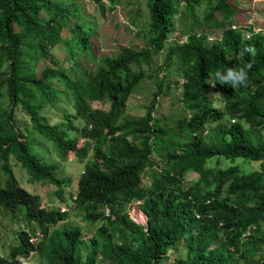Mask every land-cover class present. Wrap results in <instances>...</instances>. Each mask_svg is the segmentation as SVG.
Wrapping results in <instances>:
<instances>
[{"label":"trees","instance_id":"16d2710c","mask_svg":"<svg viewBox=\"0 0 264 264\" xmlns=\"http://www.w3.org/2000/svg\"><path fill=\"white\" fill-rule=\"evenodd\" d=\"M63 1L0 0V95L8 99L6 106L0 103V207L34 221L40 230L35 242L28 238L36 230L19 231L13 258L33 250L41 256L40 264H264V31L231 25L227 18L234 11L232 3L215 0L204 17L222 27L218 37L210 39L203 29L189 27L183 41L165 47L163 66L179 60L181 99L190 110L189 116L175 121L171 133L157 123L154 98L139 117L126 112V102L144 76L141 65L164 48L173 15L181 20L190 16L189 24L197 25L194 10L200 0H147L146 44L121 46L115 54L99 57L94 68H81L78 59L65 65L54 61L49 46L55 41L62 43L69 58L80 49L93 52L94 29L82 17L80 4ZM96 2L104 5V0ZM43 12L50 15L43 17ZM240 67L248 74L246 86L233 88L216 80L217 71ZM210 82L221 93V107L211 102ZM69 94L74 111L65 110L64 119L50 121L44 105L53 106ZM93 101L101 105L92 106ZM17 107L31 127L16 124ZM224 114L228 120L223 122L219 119ZM71 117H80L82 124ZM210 122L217 124L216 139L203 134ZM31 130L50 140L61 155L74 151L80 159L89 156L76 180L72 207L87 211L89 222L99 221L90 235L78 225L55 226L69 211L45 207L38 193L15 178L11 156L34 180L57 186L69 182L54 173L56 161L32 150ZM69 130L78 131L85 141L79 145ZM156 145L168 168L160 167L153 156ZM217 155L259 160V165L249 171H240L237 163L206 166L207 159ZM148 167L150 178L143 184ZM188 171L197 176L183 186ZM235 192L243 194L232 197ZM135 199L147 215L144 224L126 210ZM198 225L203 230L192 241L190 232ZM82 236L88 240L85 256L78 244ZM218 236L225 248L216 245ZM99 237L104 239L103 259L97 253ZM7 260L0 255V264H9ZM23 262L28 264L26 258Z\"/></svg>","mask_w":264,"mask_h":264},{"label":"rangeland","instance_id":"374dc122","mask_svg":"<svg viewBox=\"0 0 264 264\" xmlns=\"http://www.w3.org/2000/svg\"><path fill=\"white\" fill-rule=\"evenodd\" d=\"M58 1V0H53ZM62 3L63 0H59ZM72 0L67 3L71 4ZM75 3L80 4V13L82 17L87 19V25L91 24L94 32L91 36L92 53L87 52L84 49H80L77 53L69 58L66 55L65 49L62 43L55 41L53 45L49 46L50 52L54 55V61L61 64H69L71 59H78L81 68H94L99 61V57L103 55L115 54L121 46H129L132 48L145 45V34L149 30L150 11L147 4V0H116L110 3L109 0H104V5L101 7L96 0H74ZM234 7L233 13L227 18V22L233 26H240L244 31H248L249 27L255 30L264 31V0H230ZM215 0H200L195 5V17L198 21L197 25L191 26L188 21L192 18L187 16L181 20L179 15L174 14V23L172 29L168 32L165 46L162 50L154 53L151 59L141 65L144 71V76L139 80L137 85L133 88V91L128 96L126 102V112L135 117L141 116L146 108L149 106L153 98L155 99V106L153 114L157 117V123L163 127H166L172 133L175 128L174 125L177 119L183 116H189L190 110L187 108L184 101L181 99V72L182 67L179 64V60L172 59L169 64L163 66L165 55L167 53L166 46L170 43L181 42L184 40L186 31L189 27L196 31L203 29L209 35L208 38L218 37L222 30L220 25L214 20H205V13L214 5ZM179 11L182 9V3L178 4ZM217 14V13H216ZM49 12H43L41 16L48 17ZM73 21V18H70ZM65 25H67L65 23ZM45 63L44 60H41ZM47 63L52 64L50 59H46ZM180 78L179 82H176V78ZM161 80L162 87H158V82ZM158 92L155 95V92ZM160 91V92H159ZM210 97L213 99L211 102L214 105L221 107L223 100H221V93L217 87L210 86ZM0 103L7 105L8 99L2 94L0 95ZM101 103L93 101L92 106H100ZM74 111L72 107V98L70 94L67 97H62L59 102H56L53 106L46 104L43 107V112L47 115L48 119L52 122L64 119V111ZM72 120L81 125L82 119L80 117H71ZM221 121L228 120L227 114L219 119ZM16 124L21 128L28 125L31 127L29 117L21 111L18 107L15 111ZM217 124L210 122L204 128L203 134L207 138L216 139L217 136ZM69 135L76 136L78 138V144L80 145L85 141V138L81 136L76 130H69ZM262 139L264 140V128L261 130ZM29 136L32 139V150L42 157L44 160L56 161L59 165L54 170L56 176L61 179H69V182L63 181L60 186L50 183L48 180H34L29 174L27 168L23 166L20 161L13 156L10 157L13 173L17 181L28 189L29 191L36 192L42 199V205L45 207L67 209L69 215L65 220L59 221L55 226L61 227L62 225H78L84 232L90 235L99 221L89 222L86 220L87 211H78L72 207L73 204V192L76 189V180L78 178L83 164L89 160V156L85 159L77 157L74 151H69L67 155H61L54 144L37 133L35 130H31ZM160 145H156L153 150V156L162 168H168L169 164L166 159L160 155L162 153ZM230 163H237L240 167V171H249L253 168H257L259 160L246 159L243 157H235L232 160L225 158L222 155L213 156L206 161V166H214L218 164L221 167H226ZM152 169L146 168L143 174V184L147 183L150 178ZM197 173L188 171L182 179V185L187 186L193 183L196 179ZM243 193L235 192L232 197L240 196ZM223 195H225V186L223 189ZM206 205V203H205ZM208 205V204H207ZM101 207V206H100ZM129 215L139 223L145 220V214L140 204L134 203V201L126 207ZM22 212V211H21ZM144 212V211H143ZM144 218V219H143ZM264 223V221H263ZM31 229L36 230L32 236H37L32 242H35L40 236L39 227L34 221H29L17 214H11L9 210L0 207V255L8 258L9 264H25L23 261L26 258L28 264H40L42 261L38 252L30 250L27 254L17 253L15 258L11 255L12 249L16 247L18 243V233L21 230L30 232ZM203 230L202 225H198L196 230H192L190 233L194 235L192 241H195V236ZM87 236H82L78 239V244L81 247L82 255L85 256L87 251V242L85 239ZM103 237H99V243L97 246L98 258L103 259L105 253L100 251ZM186 241H191L189 238ZM31 242V241H30ZM216 245L225 248L226 244L221 242V237L216 239ZM243 250L254 257L258 256V253L254 249H247L243 247ZM13 259L17 262L14 263Z\"/></svg>","mask_w":264,"mask_h":264},{"label":"clouds","instance_id":"9594fccd","mask_svg":"<svg viewBox=\"0 0 264 264\" xmlns=\"http://www.w3.org/2000/svg\"><path fill=\"white\" fill-rule=\"evenodd\" d=\"M244 50L247 52H250V53L254 52V49L251 47H246ZM246 67L248 69H251L252 64L249 63V64H247ZM215 77H216V80L220 82V84L230 85L233 88H236V87H239L241 85L246 86L248 74H247V71L245 70V67H240L238 69L228 68L226 73H222L221 71H217L215 73ZM210 85L212 87H215L216 83L210 82Z\"/></svg>","mask_w":264,"mask_h":264},{"label":"built area","instance_id":"2783aa9c","mask_svg":"<svg viewBox=\"0 0 264 264\" xmlns=\"http://www.w3.org/2000/svg\"><path fill=\"white\" fill-rule=\"evenodd\" d=\"M133 201H134V203H137V204L140 203V200H138V199H135V200H133ZM106 209H107V208H106ZM36 237H37V236H32V235H30L28 239H29V241L32 242V241L34 240V238H36Z\"/></svg>","mask_w":264,"mask_h":264},{"label":"water","instance_id":"95a60500","mask_svg":"<svg viewBox=\"0 0 264 264\" xmlns=\"http://www.w3.org/2000/svg\"><path fill=\"white\" fill-rule=\"evenodd\" d=\"M145 215H146V213H145ZM147 222V215L145 216V222L144 223H146Z\"/></svg>","mask_w":264,"mask_h":264},{"label":"bare ground","instance_id":"6f19581e","mask_svg":"<svg viewBox=\"0 0 264 264\" xmlns=\"http://www.w3.org/2000/svg\"><path fill=\"white\" fill-rule=\"evenodd\" d=\"M140 212H142V213H144L143 211H140ZM145 214V213H144ZM144 219V218H143ZM141 222H145V220H143V221H141Z\"/></svg>","mask_w":264,"mask_h":264}]
</instances>
